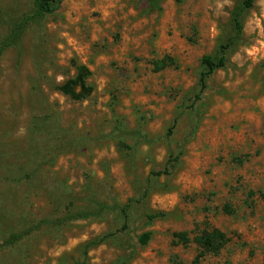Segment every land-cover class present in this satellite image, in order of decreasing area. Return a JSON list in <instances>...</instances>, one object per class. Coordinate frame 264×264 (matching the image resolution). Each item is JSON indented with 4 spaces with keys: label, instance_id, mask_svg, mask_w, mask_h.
<instances>
[{
    "label": "rangeland",
    "instance_id": "1",
    "mask_svg": "<svg viewBox=\"0 0 264 264\" xmlns=\"http://www.w3.org/2000/svg\"><path fill=\"white\" fill-rule=\"evenodd\" d=\"M242 1L0 0V264H195L214 229L231 241L201 264H264V0L238 33ZM77 65L80 102L56 90Z\"/></svg>",
    "mask_w": 264,
    "mask_h": 264
},
{
    "label": "trees",
    "instance_id": "2",
    "mask_svg": "<svg viewBox=\"0 0 264 264\" xmlns=\"http://www.w3.org/2000/svg\"><path fill=\"white\" fill-rule=\"evenodd\" d=\"M34 3V6L36 8V15L37 16H44V15H52L58 11L64 0H32ZM257 0H243L240 4L239 8L235 10L232 13V20L233 24L235 26V29L238 33H242L243 31V23H242V14L244 12H247L251 9H253L255 3ZM147 8L145 9V12L147 14H151L154 12H159L162 10L161 7V0H147ZM227 46H220V53L218 55H205L203 56L201 60V73L199 76V87L200 91L197 95V99L199 100L205 90L207 89V81L209 78L216 73L217 71L224 69L227 65ZM174 61L173 59L166 57L163 60L156 61L154 63L155 70L161 71L165 69L166 67L173 65ZM76 75L65 81L60 86L56 87V90L63 94L66 97H69L71 100L80 102L83 100H86L89 98L94 88L90 85H88L87 81L89 77L91 76L90 70L84 66V65H77L76 67ZM172 133V129L169 130V134ZM179 160V157L176 156L174 153L170 154L169 157V165L175 166ZM169 170L159 171V172H153L152 175L154 176H161V175H167ZM144 195H147L144 194ZM251 196H253V193H251ZM128 205L123 206L120 208V210L124 213L125 218L127 219L129 217L128 215ZM224 212L231 214L232 211L230 210L229 206H226L224 208ZM164 217V214L161 213H153L148 214L147 218L150 222H153L156 219H160ZM126 226H124L125 228ZM152 233L146 232L142 234L139 237V241L142 245H146L151 240ZM175 237V245L183 244L187 245L190 243V239L188 237L187 233H177L174 234ZM104 238L101 240L90 242L86 248L94 247L96 245H99L103 243ZM195 243L200 248V253L198 257L195 259V264H201V259L206 254H214L218 255L221 250L231 241V239L227 236V234L221 232L220 230L214 229L211 232H205L203 235L198 236L195 238ZM86 253V258H87Z\"/></svg>",
    "mask_w": 264,
    "mask_h": 264
}]
</instances>
